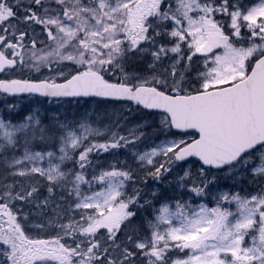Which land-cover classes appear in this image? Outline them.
<instances>
[{"label":"snow or ice","instance_id":"obj_1","mask_svg":"<svg viewBox=\"0 0 264 264\" xmlns=\"http://www.w3.org/2000/svg\"><path fill=\"white\" fill-rule=\"evenodd\" d=\"M0 264H264V0H0Z\"/></svg>","mask_w":264,"mask_h":264},{"label":"rangeland","instance_id":"obj_2","mask_svg":"<svg viewBox=\"0 0 264 264\" xmlns=\"http://www.w3.org/2000/svg\"><path fill=\"white\" fill-rule=\"evenodd\" d=\"M21 103V109H23V110H27V108L29 107V101L28 100H24V101H21L20 102ZM43 104L44 105H47V101H43ZM32 106L34 107V106H37V102H33L32 103ZM42 111H43V108L41 109ZM24 111V112H25ZM26 114V113H25ZM70 166V165H69Z\"/></svg>","mask_w":264,"mask_h":264},{"label":"trees","instance_id":"obj_3","mask_svg":"<svg viewBox=\"0 0 264 264\" xmlns=\"http://www.w3.org/2000/svg\"><path fill=\"white\" fill-rule=\"evenodd\" d=\"M123 158V157H122Z\"/></svg>","mask_w":264,"mask_h":264}]
</instances>
